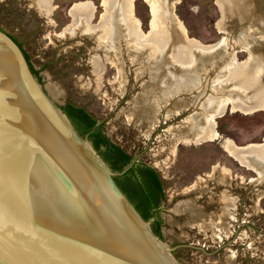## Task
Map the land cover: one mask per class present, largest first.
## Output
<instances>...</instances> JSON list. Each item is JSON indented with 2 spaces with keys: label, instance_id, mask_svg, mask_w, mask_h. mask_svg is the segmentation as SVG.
I'll list each match as a JSON object with an SVG mask.
<instances>
[{
  "label": "rangeland",
  "instance_id": "374dc122",
  "mask_svg": "<svg viewBox=\"0 0 264 264\" xmlns=\"http://www.w3.org/2000/svg\"><path fill=\"white\" fill-rule=\"evenodd\" d=\"M221 1L173 0L165 8L179 30L195 42L208 46L229 38L227 49L238 60L242 77L253 56L237 45V32L231 36L222 33ZM85 2L96 7L92 24L97 25L107 13L103 0H52L50 15H43L29 0H0V30L16 38L53 86L62 91L66 103L87 112L104 136L141 165L151 166L175 191L173 257L178 264H264V182L256 184L259 175L229 150L232 146L264 151V78L257 76L254 84L246 82L256 90V106L228 104L226 112L215 119V139L183 141L171 154L172 132L183 131L189 117L202 112L198 103L186 111L178 109L181 102L193 100L197 93L177 96L156 119L139 121L135 104L151 82L149 75L138 74L139 65L127 49L123 51L124 67H120L105 61L106 54L98 50L96 40L80 32L73 37L66 30L73 23L70 10ZM132 5L134 22L144 36L156 33L154 10L160 4L134 0ZM160 26L159 33L165 31V25ZM259 31L253 36L264 39V31ZM135 52L144 53L142 49ZM96 56L105 64L100 72L93 64ZM217 70L212 66L207 74L208 95L212 94ZM123 76L127 79L124 94ZM182 97L186 100L181 101ZM170 109L175 110L172 117L167 116ZM225 198L236 199L232 217L225 220V231L230 235L215 232L222 222ZM185 201L194 207L187 213L176 212L178 204Z\"/></svg>",
  "mask_w": 264,
  "mask_h": 264
},
{
  "label": "water",
  "instance_id": "95a60500",
  "mask_svg": "<svg viewBox=\"0 0 264 264\" xmlns=\"http://www.w3.org/2000/svg\"><path fill=\"white\" fill-rule=\"evenodd\" d=\"M27 56L0 30V264H178L175 191L162 181L158 237Z\"/></svg>",
  "mask_w": 264,
  "mask_h": 264
},
{
  "label": "bare ground",
  "instance_id": "6f19581e",
  "mask_svg": "<svg viewBox=\"0 0 264 264\" xmlns=\"http://www.w3.org/2000/svg\"><path fill=\"white\" fill-rule=\"evenodd\" d=\"M133 1L103 0L107 13L97 25L92 24L96 11L94 4L91 2L77 4L70 10L73 23L66 30L73 37L80 32L83 36L96 40L99 44L98 50L101 49L106 54L105 61L117 63L120 67H124L125 53L123 51L127 49L139 65L138 74L141 77L144 74L149 75L151 82L145 93L138 95L135 104V114L139 116V121H144L146 117L148 120L156 119L162 109L176 96L197 93L193 100L178 104V109L182 112L198 103L202 112L192 114L185 122L183 131L172 132V138L169 141L171 154H174L176 146L183 141L191 143L215 139L217 136L214 128L215 119L226 112L228 104L241 108L256 106L254 98L256 90L247 86L246 82L254 84L257 76L264 78V39H256L253 36L254 32L264 31V0H222L220 3L223 15L220 29L230 36L231 33L237 32L235 37L237 45L253 56L245 68L246 74L242 77L239 76L241 71L238 61L236 62L227 49L229 38L208 46L191 40L185 32L179 30L175 18L166 11V4L173 0H152L161 7L154 10L156 33L145 37L134 22ZM32 3L39 5L42 13L50 15L52 12V0H32ZM162 24L165 25V31L159 33L158 30ZM139 49H142L144 53L135 52ZM93 64L98 72L105 66L102 59L97 56L94 57ZM212 66L214 69L218 67V73L212 81V94L208 95L206 84L210 79L207 74ZM122 81L124 82L122 94H124L127 84L125 76L122 77ZM54 87L63 97L62 91L57 86ZM262 94L264 95V92ZM184 98L182 97L181 101L186 100ZM203 98L205 99L202 100ZM174 111L170 109L167 116L172 117ZM229 150L237 157H242L241 159L245 160L259 175L260 178L255 180L256 184L264 182V151L262 149L239 150L229 146ZM261 194L264 196V191ZM224 202L226 206L224 215L221 216L222 222L215 228V232L221 230L230 235V231H225L227 225L225 220L232 217L236 199L225 198ZM193 207L191 201L180 202L176 212L187 213Z\"/></svg>",
  "mask_w": 264,
  "mask_h": 264
},
{
  "label": "flooded vegetation",
  "instance_id": "af4514ba",
  "mask_svg": "<svg viewBox=\"0 0 264 264\" xmlns=\"http://www.w3.org/2000/svg\"><path fill=\"white\" fill-rule=\"evenodd\" d=\"M29 1L33 5L34 8L38 9L42 13V11L40 10L39 5L33 4L32 3V0H29ZM42 14L45 15V13H42ZM10 37L20 47V49L22 50V52H23L26 60L28 61L29 65H30L28 56L25 53V51L23 50V48L21 47V45L19 44V42L16 40V38H14L12 36H10ZM30 68H31V65H30ZM68 106H74L76 108H79V107H77V106H75L73 104L67 103L66 106L63 107L62 109H67V108H69ZM64 113L66 114V116L68 117V119L72 123L73 127L76 129V131L82 137L87 138V140L89 141V143L91 144V146L94 149H95V146L96 145H100V147H101L100 150L106 154L105 156L107 157V159L109 160V162L107 163L105 161V159L101 156L100 152H98L96 149L95 150L100 155V157L106 162V164L112 170V172H114L116 174L114 176V180L116 181V183L119 186V188L122 190V188L120 186L121 183H122L130 191H137V188L136 187L139 186L137 184V182L139 180H141V181L143 180L142 182L145 183L144 190H146V191L141 196L142 201H141V199L139 200L140 206L142 208H145L146 207V208L150 209V207L154 206V204H155V203H153V201L154 202L157 201V203H158V208L157 209H159L160 208L161 201H162V196L165 193V190L163 188L162 179L158 175L157 171L154 170L149 165H141V166H139V168H137L138 166L132 165L131 163L127 167H125L122 171L114 170L113 169L114 165L118 169L121 167V164L123 162V159H121L120 155H118L117 153H115L114 150L107 148L108 145L105 143V138L103 137L104 134L102 132L99 134V131L97 130L98 124H96V129H94L93 131H91L87 135L83 136L81 134V132L79 131L77 125L69 118V116L67 115V113L65 111H64ZM74 117L80 123V125L83 128L87 126L88 122L84 120L85 118L80 113H77L76 111H74ZM134 167H136L135 170H134V172L131 173V174H129V175H126L127 172H129ZM154 178L156 179L157 185H156V182L154 181L155 180ZM157 186H158V189H157ZM153 193L156 194V196L154 195V197H152V194ZM126 197L128 198L127 195H126ZM128 200L131 202V200L129 198H128ZM131 204L134 206V204L132 202H131ZM134 208L136 209L135 206H134ZM157 209H152V212L153 211H156ZM138 213L143 218L142 214L139 211H138ZM149 222L151 223V229H152L153 232H154V228H153L154 227V224L160 225L159 224L160 223V220L157 217V214Z\"/></svg>",
  "mask_w": 264,
  "mask_h": 264
},
{
  "label": "trees",
  "instance_id": "16d2710c",
  "mask_svg": "<svg viewBox=\"0 0 264 264\" xmlns=\"http://www.w3.org/2000/svg\"><path fill=\"white\" fill-rule=\"evenodd\" d=\"M32 70V68H31ZM33 72V71H32ZM69 108L67 109H63L67 115L69 116V118L77 125L79 131L81 132V134L83 136L87 135L88 133H90L91 131H93L94 129H96V121L87 113L85 112L83 109L81 108H76L74 106H68ZM74 111H76L77 113H80L85 119V121L88 122L87 126L86 127H82L80 125V123L75 119L74 117ZM97 130L99 131V134L101 133L99 127L97 128ZM103 137L105 138V143L108 145L107 148L109 149H112L115 151V153H117L118 155H120L121 159H123V162L121 164V167L118 169L117 167H113L114 170H119V171H122L125 167H127L130 163H131V159L130 157L118 146L114 145L113 143H111L109 141V139L106 138V136L103 135ZM100 145H96L95 146V149L100 152L101 156L105 159V161L108 163L109 160L107 159V157L105 156L106 154L104 152H102L100 150ZM136 167H134L133 169H131L129 172H127L126 175H129L131 173L134 172ZM155 179V178H154ZM143 181V180H142ZM141 180H139L137 182V184L139 186H137V191H130L129 189H127L122 183H121V188H122V192H124L128 198L131 200V202L134 204V206L136 207L137 211H139L144 220H146L147 222H149L155 215V211L152 212V209H157L158 208V203L157 201H153L154 206L150 207V209L148 208H142L139 204V200L141 199L142 201V198L141 196L143 195V193L146 191L144 190V186H145V183L142 182ZM156 182V179L154 180ZM156 185H157V182H156ZM146 189V188H145ZM157 189H158V186H157ZM154 195L156 196V194H152V197H154ZM157 225L154 224V232L160 236V232H159V228L156 227Z\"/></svg>",
  "mask_w": 264,
  "mask_h": 264
},
{
  "label": "crops",
  "instance_id": "0c3cea01",
  "mask_svg": "<svg viewBox=\"0 0 264 264\" xmlns=\"http://www.w3.org/2000/svg\"><path fill=\"white\" fill-rule=\"evenodd\" d=\"M102 5H103V3H102ZM103 14H104V13H103ZM221 20H222V19H221ZM221 20H220V21H221ZM220 21H219V22H220ZM220 32H221V31H220ZM222 33H224V34L228 35V33H226V32H222ZM237 61H238V60H237Z\"/></svg>",
  "mask_w": 264,
  "mask_h": 264
}]
</instances>
